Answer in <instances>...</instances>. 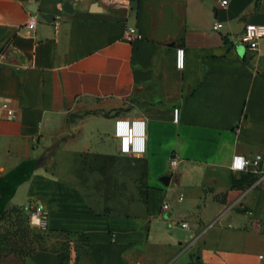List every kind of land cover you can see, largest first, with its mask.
<instances>
[{"label":"crops","instance_id":"crops-1","mask_svg":"<svg viewBox=\"0 0 264 264\" xmlns=\"http://www.w3.org/2000/svg\"><path fill=\"white\" fill-rule=\"evenodd\" d=\"M96 1L0 0V212L41 204L77 264H264V37L237 41L264 0ZM118 117L145 120L144 153Z\"/></svg>","mask_w":264,"mask_h":264},{"label":"rangeland","instance_id":"rangeland-1","mask_svg":"<svg viewBox=\"0 0 264 264\" xmlns=\"http://www.w3.org/2000/svg\"><path fill=\"white\" fill-rule=\"evenodd\" d=\"M73 118L66 119V127L74 122ZM41 146L38 143L37 149ZM58 147V141H54L44 153L55 155ZM26 169L27 166L23 171ZM32 204L14 206L0 212V264H38L47 261L45 257L39 256L27 263L26 257L32 254H45L51 258L52 264H77L86 241L80 235L49 234L33 227L28 218V208Z\"/></svg>","mask_w":264,"mask_h":264},{"label":"built area","instance_id":"built-area-1","mask_svg":"<svg viewBox=\"0 0 264 264\" xmlns=\"http://www.w3.org/2000/svg\"><path fill=\"white\" fill-rule=\"evenodd\" d=\"M227 0H221L220 4H226ZM36 22V15L30 16L28 27L33 28ZM221 23H216L214 29H218ZM133 33V29H130ZM264 37V25H247L244 30L238 36L237 41L246 46L252 45L253 41L257 38ZM176 55V66L181 69L183 68V57L184 49L182 47H177L175 51ZM0 110L5 112L6 117H12V110L4 103L0 104ZM1 113V112H0ZM178 108L173 109V120L177 122L178 120ZM113 136L117 139L118 151L122 154H142L146 150V125L145 120L142 118H123L118 117L114 121L113 125ZM259 156L255 157V160H248L243 156H234L232 159V166L237 168V164L240 165L239 169H244L250 163H256ZM176 164L175 158L170 159L169 165L173 167ZM261 181L264 180V175L260 178ZM169 203L165 202L162 204V210H168ZM48 211L43 208L39 203H33L28 208V218L30 224L37 228L38 230L48 233ZM187 224L182 223L185 227ZM262 258V255H260Z\"/></svg>","mask_w":264,"mask_h":264},{"label":"water","instance_id":"water-1","mask_svg":"<svg viewBox=\"0 0 264 264\" xmlns=\"http://www.w3.org/2000/svg\"><path fill=\"white\" fill-rule=\"evenodd\" d=\"M92 7L99 8V6L97 5V1L96 0H93ZM63 8L65 10H67V8H70V4L69 3H65L63 5ZM169 179H170L169 175H163V176L160 177V180L163 181L164 183H168ZM164 217H169V213H165Z\"/></svg>","mask_w":264,"mask_h":264},{"label":"clouds","instance_id":"clouds-1","mask_svg":"<svg viewBox=\"0 0 264 264\" xmlns=\"http://www.w3.org/2000/svg\"><path fill=\"white\" fill-rule=\"evenodd\" d=\"M237 168H240V165L238 166V164H237V166H236Z\"/></svg>","mask_w":264,"mask_h":264},{"label":"snow or ice","instance_id":"snow-or-ice-1","mask_svg":"<svg viewBox=\"0 0 264 264\" xmlns=\"http://www.w3.org/2000/svg\"><path fill=\"white\" fill-rule=\"evenodd\" d=\"M238 166H239V164H238Z\"/></svg>","mask_w":264,"mask_h":264}]
</instances>
